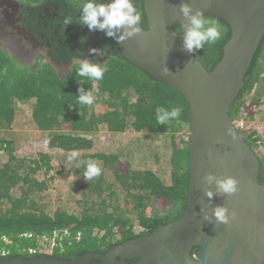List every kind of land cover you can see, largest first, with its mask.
I'll return each instance as SVG.
<instances>
[{"label":"trees","instance_id":"16d2710c","mask_svg":"<svg viewBox=\"0 0 264 264\" xmlns=\"http://www.w3.org/2000/svg\"><path fill=\"white\" fill-rule=\"evenodd\" d=\"M19 1L34 18V21L27 19V27L37 33L38 38L44 35L41 40L48 44L55 59L70 62L82 56L83 48L76 39L78 33L90 32L86 25L78 23L85 0ZM50 2L58 4L61 17L46 22L43 8ZM134 4L145 28L142 0H134ZM205 16L215 19L223 29L218 41L196 50L194 55L210 71L221 57L230 30L220 18ZM66 18H71L72 22L65 26ZM180 27L181 24L177 23L173 29L178 32ZM92 33L98 36L101 48L110 53L103 63L106 67L104 78L99 81L77 74L81 61L72 63L70 70L63 75L56 71L45 54L39 55L30 66L0 47V130L12 125L18 104H29L34 126L49 135L48 147L63 152L79 153L91 149L92 140L82 133L95 131L100 125L112 132L130 128L171 135L187 129L188 106L183 95L129 62L115 40L102 31ZM263 74L264 35L244 76L238 100L229 107L232 120L239 115L244 96L264 80ZM79 87L92 93V105L78 102ZM95 103H101L103 109L93 110ZM157 106L179 107L181 114L161 125L156 119ZM238 133L258 155V179L264 183V158L257 153L261 147L260 138L241 129ZM12 144L11 140L0 135V152L7 154V160L0 167V204L7 205L0 210V250H7L10 255L35 246V238H26L22 234L51 236L54 231L64 228H68L70 236L63 239L64 251L55 255L76 258L86 251L105 252L112 244L147 234L174 220L185 204L189 186L186 139H181L180 145L173 147L168 183L152 170L133 169L127 162L120 164L115 154H79L81 163L75 167V172L81 175L84 185L80 189V198L76 200L78 208L75 212L62 209L48 212L39 199L48 184L36 174L40 170L43 175L48 174L52 169L51 156L39 153L34 158H18L13 154ZM86 160L96 162L101 168V174L89 182L83 178ZM106 171L110 172L111 180L106 178ZM14 189L19 191L18 195L12 194ZM158 201L162 206L155 207ZM135 227L141 231L135 232ZM76 233H80L79 240L74 239ZM115 235H118L117 239Z\"/></svg>","mask_w":264,"mask_h":264},{"label":"water","instance_id":"95a60500","mask_svg":"<svg viewBox=\"0 0 264 264\" xmlns=\"http://www.w3.org/2000/svg\"><path fill=\"white\" fill-rule=\"evenodd\" d=\"M110 2V0H105ZM190 3L223 20L230 35L210 71L183 48L188 21L179 5ZM146 27L116 42L122 55L153 78L178 90L188 106L186 143L189 186L177 217L149 233L112 244L105 252L76 258L41 253L0 255V264H264V183L255 150L238 133L229 107L238 100L244 76L264 35V0H142ZM181 24L178 32L175 24ZM56 68H68L50 57ZM166 64L169 73L161 71ZM211 172L238 180L230 196L204 195L202 177ZM216 205L231 214L229 224L204 220ZM193 248H197L191 252Z\"/></svg>","mask_w":264,"mask_h":264},{"label":"rangeland","instance_id":"374dc122","mask_svg":"<svg viewBox=\"0 0 264 264\" xmlns=\"http://www.w3.org/2000/svg\"><path fill=\"white\" fill-rule=\"evenodd\" d=\"M0 47L3 51L19 58L16 52L6 46L1 39ZM19 59L32 66L37 56ZM243 99L244 104L235 120L243 121L241 130L253 132L260 138L261 147L257 153L264 158V80ZM102 106L101 103H95L93 110H102ZM82 134L92 140V147L89 150L80 151L78 154L84 152L115 154L118 156L120 164L127 162L133 169L152 170L163 182L168 183L173 147L174 145L179 146L181 139H186L187 129H181L171 135L170 133H155L148 130L135 131L130 128L112 132L104 125H100L95 131ZM0 135L13 142V154L18 158H34L39 153H47L51 156L52 169L48 174L43 175L42 170L36 174L38 179L47 180L48 187L41 192L39 199L48 212L60 209L68 212L77 211L76 200L80 198V189L84 185V180L79 173L75 172V167L81 163V158L78 155L76 160L69 161L68 157L72 152H63L48 147L49 135L46 131H41L34 126L30 117L29 104H18L12 125L2 128ZM6 160L7 154L1 151L0 167ZM105 176L111 180L109 171H106ZM18 193L19 191L12 190L13 195H18ZM6 206V204H0V210ZM154 206H162L161 201H158ZM137 228L134 230L138 231ZM114 238L117 239L118 235H115Z\"/></svg>","mask_w":264,"mask_h":264},{"label":"clouds","instance_id":"9594fccd","mask_svg":"<svg viewBox=\"0 0 264 264\" xmlns=\"http://www.w3.org/2000/svg\"><path fill=\"white\" fill-rule=\"evenodd\" d=\"M181 15L188 21L183 26V48L188 53L195 55L196 50L204 49L205 45H212L222 37V26L213 18L206 17L199 9L193 11L190 3L182 2L179 5ZM141 14L134 4V0H85L80 9V24L86 25L90 32L102 31L107 37L116 42H123L128 38L140 33ZM71 18L64 20V25L71 23ZM86 37H80V42L84 43ZM88 52L93 55L103 56L104 50L97 48H89ZM106 67L89 59H82L77 74L81 77H87L91 80H102ZM161 71L165 74L169 73L166 64L163 65ZM78 102L83 105H92L94 97L90 91H85L83 87L77 89ZM156 119L159 124L166 125L169 120L179 118L181 109L172 107L171 109L163 106H157L155 109ZM78 153L73 151L68 157L69 161H74L78 157ZM86 170L83 178L89 182L94 177L101 174V168L92 160H86ZM78 166V165H77ZM202 182L206 185H214L215 192L212 187L204 188V195L209 200L214 195L230 196L238 191V180L232 176L218 177L211 172H206L202 177ZM231 214L224 205H216L212 209V216L204 214V220L211 221L215 219L217 223L229 224Z\"/></svg>","mask_w":264,"mask_h":264},{"label":"flooded vegetation","instance_id":"af4514ba","mask_svg":"<svg viewBox=\"0 0 264 264\" xmlns=\"http://www.w3.org/2000/svg\"><path fill=\"white\" fill-rule=\"evenodd\" d=\"M43 9L46 11L45 15L47 16V20L43 19L46 22H53L61 17L58 4L50 2L48 5H45ZM30 13L31 12L26 10L24 4L19 0H0V39L3 40L6 46L14 50L19 58H31L34 55L38 57L41 54H45L50 61V57L53 56L47 47L48 44L41 40L44 35L41 34V37L38 38L37 33L30 30L26 25L27 19L34 21V18L29 16ZM41 18H43V16ZM82 36L86 37L84 43H80V37ZM76 41L83 48L82 56L70 61L71 65L68 70H65L63 67L59 69L54 67L60 74H66L70 70L72 63L76 61L89 59L98 64H103L107 57H109L110 53L101 48L98 36L92 32L78 33ZM89 48L104 50L103 56L90 54L88 52ZM58 63L62 65L69 62L58 61Z\"/></svg>","mask_w":264,"mask_h":264},{"label":"built area","instance_id":"2783aa9c","mask_svg":"<svg viewBox=\"0 0 264 264\" xmlns=\"http://www.w3.org/2000/svg\"><path fill=\"white\" fill-rule=\"evenodd\" d=\"M243 121H236L234 120V125L235 127L238 129H242L243 128ZM136 229V227L134 228ZM139 229L138 231L135 230V232H140L141 229ZM23 237L26 238H35V246H30L26 249L22 250V253L20 254H26V255H38L41 253H46V254H52L55 255L56 253H61L64 251V244H63V239L67 238L70 236V232L68 230V228H64L62 230H56L52 233L51 236H34L31 233H24L22 234ZM75 240H79L80 239V233H76L74 236ZM4 241L6 243H10L9 240H7L6 238H4ZM0 255H10V253L7 250H0Z\"/></svg>","mask_w":264,"mask_h":264}]
</instances>
